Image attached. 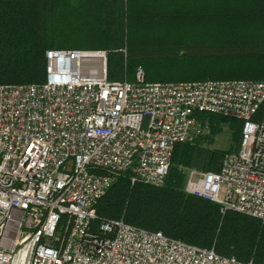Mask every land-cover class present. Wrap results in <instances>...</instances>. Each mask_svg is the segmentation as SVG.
<instances>
[{
    "label": "built area",
    "instance_id": "2783aa9c",
    "mask_svg": "<svg viewBox=\"0 0 264 264\" xmlns=\"http://www.w3.org/2000/svg\"><path fill=\"white\" fill-rule=\"evenodd\" d=\"M45 56L44 83L0 84V264H254L98 219L96 204L128 170L163 185L210 113L242 121L240 147L218 171L188 168L185 190L264 222V79L110 80L105 50Z\"/></svg>",
    "mask_w": 264,
    "mask_h": 264
},
{
    "label": "trees",
    "instance_id": "16d2710c",
    "mask_svg": "<svg viewBox=\"0 0 264 264\" xmlns=\"http://www.w3.org/2000/svg\"><path fill=\"white\" fill-rule=\"evenodd\" d=\"M194 6V8H189ZM49 49L106 50L108 78L147 82L264 79V0H0V84L46 81ZM119 55L120 66L111 58ZM263 108L260 110L262 114ZM219 114H197L198 120ZM232 119V118H231ZM220 150L175 145L163 185L121 173L96 204L127 223L242 261L264 264V222L186 192L182 166L218 171ZM213 132L216 130L214 119Z\"/></svg>",
    "mask_w": 264,
    "mask_h": 264
},
{
    "label": "rangeland",
    "instance_id": "374dc122",
    "mask_svg": "<svg viewBox=\"0 0 264 264\" xmlns=\"http://www.w3.org/2000/svg\"><path fill=\"white\" fill-rule=\"evenodd\" d=\"M189 8L192 9L194 8V6H191ZM111 65L113 68L120 66V60L118 54H114L112 56ZM211 119H214L215 121L214 123L216 124L214 126V128H216L214 132L213 130H211L213 128V124H212L213 122L211 121ZM235 130H236V122L233 120V118L232 119L231 117L222 118L218 115H213V116L207 115L205 116V119L199 121L194 131L193 138L187 142L195 143L199 138L201 139L202 136L203 137L206 136L204 140L202 139V144H201L204 147H210L220 150L234 149L238 145L237 136L234 135ZM188 168L189 167L182 166L181 170L184 172V174H186Z\"/></svg>",
    "mask_w": 264,
    "mask_h": 264
}]
</instances>
